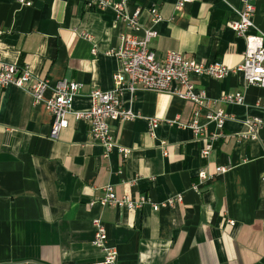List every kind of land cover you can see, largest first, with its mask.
<instances>
[{"label":"crops","instance_id":"0c3cea01","mask_svg":"<svg viewBox=\"0 0 264 264\" xmlns=\"http://www.w3.org/2000/svg\"><path fill=\"white\" fill-rule=\"evenodd\" d=\"M27 1L31 7L0 0V60L48 80L46 100L61 81L80 84L72 110L87 112L93 91L114 87L119 62L113 53L125 24L112 7H99L100 0ZM178 1L127 0L124 8L129 15L142 11L138 36L156 32L150 48L157 56L175 52L200 64L239 68L246 42L227 23L239 20L242 0H196L182 10ZM251 3L264 37V0ZM194 83L206 91L209 109L227 116L224 126L203 111L204 132L196 136L193 103L167 93H125V106L137 117L112 123L111 131L129 156L117 149L105 156L91 124L72 114L69 127L52 140L53 118L44 104L15 87L0 90V264L101 262L97 219L107 228L116 264H264V124L256 139L247 127L254 119L264 123V88L248 85L242 74ZM223 94H241L244 102L225 104ZM153 119L159 125L151 133ZM222 166L226 174L200 182V170L211 176ZM108 187L120 199L147 197L150 203L138 211L102 207ZM179 198L175 207L153 209Z\"/></svg>","mask_w":264,"mask_h":264},{"label":"built area","instance_id":"2783aa9c","mask_svg":"<svg viewBox=\"0 0 264 264\" xmlns=\"http://www.w3.org/2000/svg\"><path fill=\"white\" fill-rule=\"evenodd\" d=\"M196 0H179L177 9L182 10L188 4ZM252 0H242V10L238 12V21H230L227 27L237 33V36L246 42L244 53V62L239 68L230 69L221 62L200 64L184 58L181 54L168 52L164 55L157 54L150 48L151 41L156 37L154 30L144 32L143 38H139L138 32L141 28L140 18L142 11L136 10L134 14L125 13L127 0L118 2L109 0L98 1L99 7L110 6L113 8L116 18L123 22L126 27V33L122 35L121 45L113 55L118 59L119 66L113 75L114 87L110 91L96 89L91 94V107L87 112H73L74 98L80 92V84L68 81L57 83L53 90L51 99H45V93L51 84L48 80L42 81L36 78L28 68L21 69L15 65L4 63L0 60V90L8 87H15L31 94L37 104L45 105L47 111L53 118L50 138L58 140L63 130L69 127L68 117L72 114L77 121H87L91 124V136L95 144L104 149L105 156L117 149L129 156L117 144L111 125L114 122H126L133 120L137 114L127 108L124 103V94L129 93L135 96L139 92L167 93L178 97L186 102L193 103L197 111L195 120L190 126L196 136L204 132V128L199 125L201 113L206 112V118L210 122H216L219 128L224 126L227 116L221 111L209 109L208 95L206 91L199 90L194 83L195 78L210 77L221 81L230 74H242L250 86L264 88V37L257 33L253 18L256 14L255 5ZM18 3L24 7H31L32 2L27 0H18ZM155 21L159 16L156 11H152ZM1 38V32H0ZM93 54L97 55L96 49ZM220 100L225 104L240 105L244 102L243 95L223 94ZM261 119H254L247 122L249 128L248 136L256 139L259 130L263 126ZM159 121L153 119L149 123V131L153 133L158 127ZM211 147H205L201 155L207 158ZM228 167H218L214 174L208 176L205 170H200L197 174L201 183L213 180L216 177L226 174ZM195 189H198L197 187ZM178 200L167 201L161 205H153V209L158 211L161 207H175ZM102 207L126 208L132 211H138L140 207L149 204L147 197H142L138 201L130 198L120 199L116 196L113 189L108 187L104 195L99 199ZM230 226L234 227L235 222L230 221ZM95 231L94 246L104 252V259L101 262L92 264H116L117 252L109 246L107 228L99 219L93 221Z\"/></svg>","mask_w":264,"mask_h":264}]
</instances>
